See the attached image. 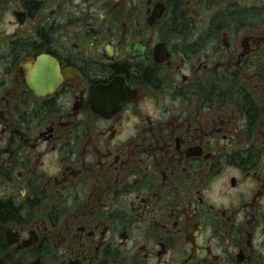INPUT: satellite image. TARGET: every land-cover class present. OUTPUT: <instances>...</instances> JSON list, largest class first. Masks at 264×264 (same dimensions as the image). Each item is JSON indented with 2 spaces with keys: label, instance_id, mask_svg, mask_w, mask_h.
<instances>
[{
  "label": "flooded vegetation",
  "instance_id": "obj_1",
  "mask_svg": "<svg viewBox=\"0 0 264 264\" xmlns=\"http://www.w3.org/2000/svg\"><path fill=\"white\" fill-rule=\"evenodd\" d=\"M0 264H264V0H0Z\"/></svg>",
  "mask_w": 264,
  "mask_h": 264
}]
</instances>
